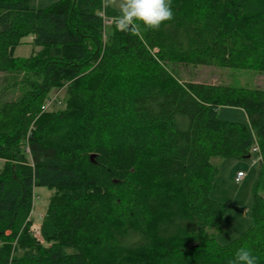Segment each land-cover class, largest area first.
Instances as JSON below:
<instances>
[{
	"label": "trees",
	"instance_id": "16d2710c",
	"mask_svg": "<svg viewBox=\"0 0 264 264\" xmlns=\"http://www.w3.org/2000/svg\"><path fill=\"white\" fill-rule=\"evenodd\" d=\"M159 30L102 34V0H0V72L31 76L0 99V264H264V89L180 79L175 65L264 71V0H172ZM34 48L14 54L25 35ZM62 107L44 109L52 90ZM241 108L247 123L221 119ZM262 159L251 222L220 244L208 230L211 158ZM28 147L29 151H26ZM54 188L30 231L33 188ZM71 249V251H68Z\"/></svg>",
	"mask_w": 264,
	"mask_h": 264
},
{
	"label": "rangeland",
	"instance_id": "374dc122",
	"mask_svg": "<svg viewBox=\"0 0 264 264\" xmlns=\"http://www.w3.org/2000/svg\"><path fill=\"white\" fill-rule=\"evenodd\" d=\"M54 0H29L32 7L45 6ZM106 37L110 39L113 34V25H105ZM31 35L22 37L21 43L15 48L16 56L26 57L33 51ZM173 71L183 80H194L204 83H219L231 86L259 87L264 89V71L248 68H234L216 65H175ZM30 75L23 72L3 73L0 72V99L17 98L23 91ZM51 97L56 95L54 103L49 108L62 107L66 92L52 90ZM217 115L221 119L247 123L245 112L241 108L219 106ZM0 160V166L2 165ZM212 164L218 168L215 177V186L211 196L225 204V212L222 222L217 227L209 228L218 243L225 244L239 235L251 222L252 191L258 180L261 164L252 162L251 158L234 159L222 156L211 158ZM241 169L246 177L241 182H235L233 176L236 170ZM264 169V167H263ZM259 192L264 194V175L261 179ZM54 188L36 185L33 188L32 210L30 213L31 227L39 226L47 210L50 197L54 194ZM31 231V230H30ZM34 232V231H33ZM71 251V249H68Z\"/></svg>",
	"mask_w": 264,
	"mask_h": 264
},
{
	"label": "clouds",
	"instance_id": "9594fccd",
	"mask_svg": "<svg viewBox=\"0 0 264 264\" xmlns=\"http://www.w3.org/2000/svg\"><path fill=\"white\" fill-rule=\"evenodd\" d=\"M172 0H102V7L113 9V26L118 31L138 34L143 30H159L161 24L174 18ZM258 257L250 249L236 250L229 264H257Z\"/></svg>",
	"mask_w": 264,
	"mask_h": 264
},
{
	"label": "built area",
	"instance_id": "2783aa9c",
	"mask_svg": "<svg viewBox=\"0 0 264 264\" xmlns=\"http://www.w3.org/2000/svg\"><path fill=\"white\" fill-rule=\"evenodd\" d=\"M102 16H103L102 34H103V38H105L106 37L105 25H107V24H112L113 25V18L114 17L107 16L105 13H102ZM55 99H56V95L50 97L47 100V102L45 103L44 109L49 108V106L52 103H54ZM26 151H29L28 147L26 148ZM249 155H250L249 158H251L252 162H254V163H257V162L259 163L261 161V159H262L260 148L258 146V142H257L256 136H255L254 133H252V145H251L250 150H249ZM244 176H245V172H243L242 170L241 171H237L236 175H235V178H234L235 182H241L243 180ZM37 228H38V226L35 225V224H33L32 227L30 226V230L33 233V235L41 240L40 226H39V230Z\"/></svg>",
	"mask_w": 264,
	"mask_h": 264
},
{
	"label": "crops",
	"instance_id": "0c3cea01",
	"mask_svg": "<svg viewBox=\"0 0 264 264\" xmlns=\"http://www.w3.org/2000/svg\"><path fill=\"white\" fill-rule=\"evenodd\" d=\"M237 171H241V169H237L236 172H237ZM235 175H236V174H235ZM235 175L233 176V179L235 178ZM245 177H246V175L244 176V178H245ZM244 178H243V179H244ZM234 181H235V180H234ZM238 183H239V182H238Z\"/></svg>",
	"mask_w": 264,
	"mask_h": 264
},
{
	"label": "water",
	"instance_id": "95a60500",
	"mask_svg": "<svg viewBox=\"0 0 264 264\" xmlns=\"http://www.w3.org/2000/svg\"><path fill=\"white\" fill-rule=\"evenodd\" d=\"M250 157V155L248 154V155H246L244 158H249Z\"/></svg>",
	"mask_w": 264,
	"mask_h": 264
}]
</instances>
